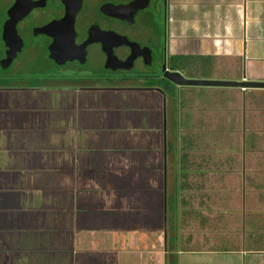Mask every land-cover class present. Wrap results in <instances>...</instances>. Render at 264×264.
Masks as SVG:
<instances>
[{"label": "crops", "instance_id": "0c3cea01", "mask_svg": "<svg viewBox=\"0 0 264 264\" xmlns=\"http://www.w3.org/2000/svg\"><path fill=\"white\" fill-rule=\"evenodd\" d=\"M168 13L166 46L173 70L181 69L186 75L191 74L187 78L192 81H205L208 78L194 76L204 73L205 77H213L209 81L214 82L243 84L245 80V83H264V0H167ZM189 88L181 87L176 95L171 94L167 98L164 110L169 107L171 114L174 113L173 98H179V105L176 104V114L180 118L178 130H185L183 135H175L177 121L171 117L167 141L179 146L185 141V144L200 143L202 135L199 131L205 129L207 120L213 117L211 128L219 130L224 125L221 111H226L225 124L231 130L228 136L233 138L234 148L239 146L240 151L242 149L240 154L230 155L227 159L231 173L227 175L230 195L226 213L211 214L209 227L202 222L196 223L200 230L193 235L180 237L176 234L180 226L176 214L179 189L177 160H181V157L177 158L179 146L168 165H165L163 157L162 168L146 164L142 175L137 174L138 169L135 170L136 175L132 173L131 167L137 161L128 157L123 161V157L115 154L108 158L114 167L106 163L105 172L96 177L91 175L92 172L87 175L81 171L76 173L72 156L61 158L57 154L51 155L53 159L43 166L42 157L39 159L38 155L15 157V150L21 151L22 148H5L4 151L10 154L0 160V264H19L27 255L32 258L26 264H40L34 259L37 254L32 255V251L41 249L50 253L48 264H57L55 258L62 260L68 256L74 264V252L78 253L77 259L83 258L80 254H88V259H82L84 264H100L104 255L111 258L113 253L120 255L123 250L125 253L132 251L137 256V245L133 249L131 245L132 237L139 232V228H135L139 224L137 221L132 224L133 231L126 232V236L131 234L130 245L127 246V241L123 240V232L117 235L122 243L116 244L114 239H107L105 235L99 238L95 229H89L92 223L78 226L76 212L81 210L76 203H87L86 208L90 209L93 200L89 195L120 191L124 187L129 189L136 183L138 185L139 180L145 181L148 175L155 178L161 172L163 177L166 171L174 179L173 197L170 204H166V209L170 207V215L163 208L161 213L158 212L159 217L157 214L152 220H146L149 219V225L156 227L164 222L162 214L165 210V222L172 234L169 240L173 249L172 264H264V89L246 88L242 92L240 88L199 87L202 89L197 91ZM144 106H153L156 113L162 110L160 98L150 97V103H144ZM154 128L157 132L161 129L159 125ZM148 137L146 133L147 140L150 139ZM157 141L156 136L154 142ZM17 145L21 146L20 141L14 146ZM184 159L190 161L186 155ZM3 162L4 168L1 167ZM48 175H57L55 184L51 180V185H48ZM104 178L107 179V188L103 187ZM102 198L103 201L101 196L100 200L93 201L97 211L104 209L105 197ZM117 198L114 202H118ZM62 209L69 213L63 214ZM152 212L150 210V217ZM113 215L118 225L121 219ZM103 221L104 218L96 224L102 227ZM162 226L165 227L164 223ZM161 233L163 238L164 232ZM162 256L164 259L167 257ZM93 258H98V263ZM109 264L116 263L111 259Z\"/></svg>", "mask_w": 264, "mask_h": 264}, {"label": "rangeland", "instance_id": "374dc122", "mask_svg": "<svg viewBox=\"0 0 264 264\" xmlns=\"http://www.w3.org/2000/svg\"><path fill=\"white\" fill-rule=\"evenodd\" d=\"M169 16L170 14L168 13L166 20H168ZM158 23L163 27L161 18L158 19ZM151 40L152 36L150 34ZM154 70H157L156 65L150 67L151 72ZM202 74L194 76L197 78H208L206 79L207 81L213 78L211 76L205 77ZM190 75L185 74V76ZM189 89L197 91L202 88L190 87ZM205 89L213 90L212 88ZM58 95H27L25 99L20 100L8 99L7 97L0 101V107H12L10 111L0 113V137H13V140L0 139L1 161L4 160L3 156L8 157V154H10V152L4 151V149H13L16 141H20L22 149L21 151L16 149V153L13 155L15 157L38 155L39 159L42 157L41 159L44 161L41 162L43 166L48 165L47 162L53 159L51 155L57 154L61 158L72 156L76 173L81 171L83 175H87L92 172L91 175L96 177L105 172L106 163L114 167L113 163L108 162V158H112L113 155L117 154L123 157V161H126L127 157L131 161H137V164L131 167L133 169L132 173L136 175L135 173L139 171L137 174L142 175L141 173L146 170L144 169L146 168V164H152V166L159 165L162 168L164 165V162H161L162 158H165V165H168L171 155L176 153L179 145H171L168 141L164 144L162 141L163 134L169 136L167 131L169 128L168 122H170L171 117L174 118L175 122L177 121V130L174 131V134L181 136L185 132V130H178L180 121L179 116L176 114V104L179 105L178 97L173 98L175 102L173 107L174 113L171 114L169 107L167 110H159L160 112L158 113L154 111L153 106L136 111L134 106L138 107L136 105L137 101L128 103L117 92L106 93L102 97L91 95L80 99L72 97V95H69V97ZM123 102L128 103V106L126 104L125 106H121ZM221 112H223L222 115L224 116V125L222 124L219 130L211 128L214 122L212 117L205 123L203 127L205 129L199 131L202 135L200 143L185 144V141L177 150V158L181 157V160L179 161V158L177 160L179 170L177 183L179 189L176 195L178 203H176L178 206L176 214L178 215L180 226H178L176 234L180 237L183 235H193L197 230L199 231L200 228L197 225L199 222L209 227L211 214L226 213L227 211V202L230 195V189L227 188V183L230 179L227 175L231 173L230 168L227 166V159L230 155L240 154L242 149L240 151L239 146L234 148L232 145L233 138L228 136L231 130L225 124L227 123V114L225 110ZM200 117L199 115L198 118ZM148 118H150V132L143 130L136 133V127L140 129L141 126H145ZM202 122L204 123V121ZM158 125L161 129H157V132L154 127H158ZM13 126L15 127L10 129ZM163 127L165 129L164 132ZM7 130H10L11 133L6 134ZM13 130L15 131L12 132ZM146 133L149 135L148 139L150 138V141L146 139ZM156 136L158 139L157 143L154 142ZM185 155L190 158V161L184 159ZM158 159H160V162H158ZM213 159L216 161L214 162ZM124 165L126 164L124 163ZM4 166L5 163L3 162V166L1 167L4 168ZM123 168L126 167L124 166ZM161 168L160 170H162ZM166 170H168L167 167ZM169 175L170 173L166 171L165 175L161 177L160 172L155 178H150V175H148L149 177L145 181L139 180V184L137 185L136 183L137 186L132 185L129 189H125L127 187H124V190L120 191L108 192L106 190L107 192L102 195H98L97 193L89 195L94 202L100 200V196L102 201V196L105 197V206L102 211L94 209L95 205L93 201L90 202V209L86 208L87 203L84 205L80 202L76 203L77 207L81 210L76 212L78 226L83 227L84 224L92 223L89 229H95L97 236L100 235L99 238L101 235H105L104 237L107 239H114L116 244L122 243L121 238L117 235L119 232H123L125 234L123 240H126L127 246H129L131 234L126 236V232H132L134 228L132 224L134 225L136 221L139 223L135 227L139 228V232H136V238L132 237L131 244L132 249L135 244L137 245V256L132 251L125 253L126 250H123L122 253H119L120 255L113 253V257L111 258H106V255H104V258L99 262L100 264H109L111 259L116 264H172L171 253L173 249L171 242H169L172 238L171 228L168 225H164V228L162 226L164 222H160L159 225L154 227L149 225V219L146 220V218H151L152 220L158 212L161 213L163 208L166 209V204H170L169 202L173 197L174 179ZM184 175L186 177H183ZM106 181L107 179L104 178L105 183L103 187L107 188ZM77 188L79 187L77 186ZM163 197L164 203H162ZM115 198H117L116 201L118 202H114ZM111 209L112 212H110ZM150 210L153 211L151 217ZM166 211L169 216L171 212L170 207ZM175 211L176 209L173 210V212ZM63 212L65 215L69 213L67 210ZM117 212L121 213V215L117 214ZM163 212L165 213V210ZM113 214H116L121 219L118 225L114 221ZM164 215L166 220V213L162 214L163 221ZM103 218L104 221L101 227L96 222ZM109 221L114 222L108 223ZM86 227L88 228V226ZM116 227L118 228L116 229ZM164 230L166 231L165 242L161 233ZM155 236L161 237L159 238L160 240L158 238L154 239ZM147 245L150 248L149 251ZM40 251H32V255L37 254L34 259L38 260L40 264H48L50 259L47 257L50 253L42 249ZM73 254L72 257L76 256V258H73L74 264H84L82 259L84 257L88 259L86 257L87 253L86 256L80 254V257L83 258L79 259H77V252ZM162 255H167L166 259ZM27 256L21 258L22 263L20 262L19 264H26V261L32 258L30 255ZM93 259L98 263V258ZM54 261L57 264H71L69 256L62 260L55 258Z\"/></svg>", "mask_w": 264, "mask_h": 264}, {"label": "flooded vegetation", "instance_id": "af4514ba", "mask_svg": "<svg viewBox=\"0 0 264 264\" xmlns=\"http://www.w3.org/2000/svg\"><path fill=\"white\" fill-rule=\"evenodd\" d=\"M136 1L0 0V101L43 94L80 99L117 92L128 103L137 101L136 111L144 109L150 97L160 98L164 110L168 96L186 87L172 83L165 74L191 79L170 66L167 0H147L136 14L124 11ZM15 8L21 11L16 14ZM113 10H120V15L112 16ZM16 48L7 63L8 53ZM108 53L115 64H108ZM122 64L124 68H110ZM154 65L157 70L151 72ZM11 108L0 107V113ZM136 128L150 132V118ZM162 141H167L164 134Z\"/></svg>", "mask_w": 264, "mask_h": 264}, {"label": "water", "instance_id": "95a60500", "mask_svg": "<svg viewBox=\"0 0 264 264\" xmlns=\"http://www.w3.org/2000/svg\"><path fill=\"white\" fill-rule=\"evenodd\" d=\"M147 0H138L135 3L131 4L127 8L124 9V11H131L132 14H136L138 11H140L142 8H144L145 3ZM17 7V5H16ZM16 14L21 11L19 8H15ZM120 10H113L112 11V16H118ZM118 14V15H117ZM19 16V15H18ZM19 18V17H16ZM16 20V19H15ZM4 31V39L6 38L7 28ZM14 33V31H13ZM19 49H11L10 52L8 53V58H7V63L12 59L13 55L18 51ZM116 60H113L111 55L108 53V59L107 62L108 64L112 63L115 64ZM151 62V60H150ZM110 67V66H109ZM125 65H119V66H112L110 68H124ZM166 78L171 81L172 83L178 85V86H186V87H224V88H259V89H264V83H243V84H236V83H225V82H210V81H192V80H186L182 78L180 75L176 73H167L165 74ZM165 214V213H164ZM165 215H164V225H166L165 222ZM165 228V227H164ZM166 240V231L164 230V242Z\"/></svg>", "mask_w": 264, "mask_h": 264}, {"label": "trees", "instance_id": "16d2710c", "mask_svg": "<svg viewBox=\"0 0 264 264\" xmlns=\"http://www.w3.org/2000/svg\"><path fill=\"white\" fill-rule=\"evenodd\" d=\"M15 148H22V146H19V145H17V146H15ZM45 157V156H44ZM42 162H44V161H42ZM49 176V175H48ZM57 175H52V176H49L50 178H48V181H49V186L51 185V180H54V184H55V181H56V177ZM52 178V179H51ZM48 218H50V217H48ZM158 237H156L155 236V238L154 239H157Z\"/></svg>", "mask_w": 264, "mask_h": 264}, {"label": "built area", "instance_id": "2783aa9c", "mask_svg": "<svg viewBox=\"0 0 264 264\" xmlns=\"http://www.w3.org/2000/svg\"><path fill=\"white\" fill-rule=\"evenodd\" d=\"M246 81L245 80H243V83H245ZM240 90L242 91V92H244L245 90H246V88H240Z\"/></svg>", "mask_w": 264, "mask_h": 264}]
</instances>
